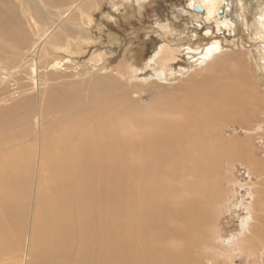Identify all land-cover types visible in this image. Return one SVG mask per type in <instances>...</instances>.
<instances>
[{"label": "bare ground", "instance_id": "6f19581e", "mask_svg": "<svg viewBox=\"0 0 264 264\" xmlns=\"http://www.w3.org/2000/svg\"><path fill=\"white\" fill-rule=\"evenodd\" d=\"M62 1L41 0L47 13ZM70 3L59 18L80 5ZM196 4L206 23L226 7L224 0H190L191 11ZM26 13L45 17L40 9ZM256 18L263 37L264 0ZM160 26L167 39L172 31ZM20 27L11 1L0 0V58L9 63L10 49L23 43ZM74 28L62 26L48 39L52 30L43 33V57L52 59L45 68L54 71L61 55L49 49L81 30ZM167 40L146 62L157 82L183 74L170 69L178 49ZM205 41V49L192 48L201 53L192 62L203 76L171 91L156 81L142 90L132 82L135 70L125 76L107 64L99 69L106 74L90 72L89 79L59 72L41 79L39 129L12 144L10 135L0 138V264H262L264 152L254 140L264 147V95L245 69L247 52H224L220 41L209 47ZM38 44L24 57L12 55L10 69L32 62ZM27 103L31 111L34 103ZM221 219L236 224L224 236Z\"/></svg>", "mask_w": 264, "mask_h": 264}, {"label": "rangeland", "instance_id": "374dc122", "mask_svg": "<svg viewBox=\"0 0 264 264\" xmlns=\"http://www.w3.org/2000/svg\"><path fill=\"white\" fill-rule=\"evenodd\" d=\"M10 1L16 11L17 21L21 25L17 33L21 34L23 39V43L17 45L14 49L13 47L10 49V63L6 58H0V68L3 71L0 78L3 79L8 76L0 84V108L2 106L3 108L1 109H5L0 112L3 113V118L5 115L10 117L8 120L3 121L2 118V121H0V138L2 139V134H4L6 138L2 139V141L10 139V144L21 140L24 131L31 130L34 132L39 129L41 105L40 107L37 105L40 103L39 93L42 89L40 81L44 77H48L47 74L49 72H59L66 75L69 73V75L73 76L78 75L79 78H90L92 76L91 73L94 72L95 75L99 73V76L106 74V72H99V69L106 64L111 68L120 66V70L125 76L127 74L126 71L129 69L135 70L134 76L136 77L132 79V82L140 86L142 90H147L152 82H157V79L149 77L146 72V62L153 57V53H155L158 46L167 39V41H172L174 47L178 49V58L170 69L174 72L182 70L183 74L178 77L179 79L169 78L168 81H158L157 84L163 86L165 91H171L177 85H186L190 81L197 80L199 76H203V72L200 74L196 72L199 69V65L193 66L192 61H195L197 56L198 58L201 56V53H197L198 51L193 50V47H198L199 45L201 48L206 43L205 40H207V43H210L208 47L220 41L221 50L224 52H247L250 58L246 62L245 69L250 79L253 82L257 81L254 83L258 86L259 93L264 95V36L260 37L258 35V20H256L257 11L262 7L263 0H224L226 7L219 10L217 17L208 23L200 17L201 14L197 13L198 11H195L198 4L195 5L192 11L190 10L188 7L190 0H147L145 3L140 4L135 3L134 0H126V2H124L125 0H76L78 4L80 3L77 7L87 4L91 6L89 8L91 10H80L76 7L70 11L68 10L64 19L58 17L59 13L64 12L65 8H69L70 2L75 0L62 1L61 4H66L61 5L62 7L57 8L58 10L56 8L49 9L51 14L45 11L41 0ZM37 9H40L45 17L33 19L26 13V11ZM53 10L54 12H51ZM55 12L56 14H53ZM243 17H245L247 25L251 26L249 31L243 25ZM215 20L219 21L218 25ZM51 21L56 22L53 23ZM164 23H167L170 31H172L170 32L172 34L167 39L160 26ZM54 24L60 25L54 29ZM75 24H78L81 30H76L74 36L67 37L68 39L58 45V47H50V54L59 53L62 58L60 57L61 61H58L60 59L53 61L54 64L58 63L56 68L54 66V71L48 70V68H45L46 62L52 59L49 57L46 61L45 57H43L45 39L58 32L62 26L75 29ZM13 28L14 25L10 22L7 31ZM47 30L49 32L52 30L51 34L49 33L44 39L45 41H43L42 36L45 35L43 33ZM36 43H39V46L35 51V56L32 57V62L30 61L18 70L10 69L12 68L11 56L14 54L22 57L26 56L32 51L33 45ZM181 43L183 44L180 47L175 46ZM206 47L207 45L201 49ZM39 48L40 50H38ZM45 48L47 47L45 46ZM121 52L123 56L125 54L123 59L119 58ZM115 60L116 63H114ZM126 65L128 66L127 69ZM150 66L152 67L153 65L151 64ZM32 67L35 68V73L33 74H31ZM193 73L198 74V76L196 77ZM31 75L34 76V81L29 79ZM146 77H149L147 81L142 82ZM27 101L34 103L31 111ZM235 134L242 135L238 130H236ZM9 135L10 138L8 137ZM254 142L255 148L263 156L264 147H262L261 142L257 140H254ZM33 166L31 165L30 168L33 173L30 185L32 189H34L37 181L35 174L37 170L36 161H34ZM235 172L237 179L245 176L241 167H237ZM241 193L244 194V191L241 190ZM226 222L223 219L219 221L218 230L221 231L220 234L223 236L230 233L231 228L236 227V224H233L234 221L229 222V224ZM234 264H240L239 260H234ZM262 264H264V258L262 259Z\"/></svg>", "mask_w": 264, "mask_h": 264}, {"label": "water", "instance_id": "95a60500", "mask_svg": "<svg viewBox=\"0 0 264 264\" xmlns=\"http://www.w3.org/2000/svg\"><path fill=\"white\" fill-rule=\"evenodd\" d=\"M196 11H198V12H202V10L201 9H199V8H197V10Z\"/></svg>", "mask_w": 264, "mask_h": 264}]
</instances>
